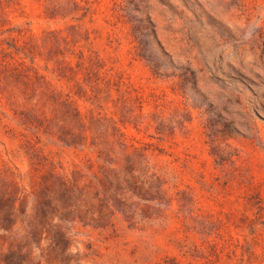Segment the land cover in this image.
I'll list each match as a JSON object with an SVG mask.
<instances>
[{
  "label": "rangeland",
  "instance_id": "rangeland-1",
  "mask_svg": "<svg viewBox=\"0 0 264 264\" xmlns=\"http://www.w3.org/2000/svg\"><path fill=\"white\" fill-rule=\"evenodd\" d=\"M5 194L0 264H264V0H0Z\"/></svg>",
  "mask_w": 264,
  "mask_h": 264
},
{
  "label": "trees",
  "instance_id": "trees-1",
  "mask_svg": "<svg viewBox=\"0 0 264 264\" xmlns=\"http://www.w3.org/2000/svg\"><path fill=\"white\" fill-rule=\"evenodd\" d=\"M108 166L99 165V172L102 176L97 177V175L94 174V177L98 180L100 183L101 191L98 189H95L94 197L99 203L100 209H109V211L114 212L112 209H110V206H112L117 212L121 213L123 216L128 215L127 213L130 212V206L126 204L125 201H122L117 198L116 194L113 195L112 204H109L106 193L109 192L111 189H115V193L121 192L122 187L118 185V177L116 176V168L111 166L113 165L112 162L108 161L106 162ZM57 178V184L59 187V191L61 193V197L64 202H68V200L73 197L77 193H81L82 189L78 185V180L76 177L72 176L71 179L67 178ZM131 187V186H130ZM132 193L134 196H139V191L143 189L142 186H134L132 188ZM43 195V200L39 203L42 204L40 206V213L42 217H45L48 213V210L53 208L54 205L50 199H46L47 195H50L53 193V185L52 184H46L44 189L41 191ZM142 200H146L145 198H141ZM18 201V196H12L6 194L0 198V220L1 226L0 231L6 232L10 230L13 226V215L15 213L16 209V203ZM58 238L59 241L63 244L66 243L67 238L64 234L61 232H58ZM15 252L10 250L7 253V257L5 258L6 264H13V259H15Z\"/></svg>",
  "mask_w": 264,
  "mask_h": 264
}]
</instances>
